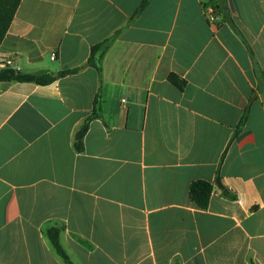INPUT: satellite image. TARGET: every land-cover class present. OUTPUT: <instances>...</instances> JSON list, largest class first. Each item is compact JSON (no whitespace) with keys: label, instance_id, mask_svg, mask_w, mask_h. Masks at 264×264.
Returning <instances> with one entry per match:
<instances>
[{"label":"crops","instance_id":"obj_1","mask_svg":"<svg viewBox=\"0 0 264 264\" xmlns=\"http://www.w3.org/2000/svg\"><path fill=\"white\" fill-rule=\"evenodd\" d=\"M142 2L22 0L0 72L80 70L0 82V264H69L52 228L72 264H264V0Z\"/></svg>","mask_w":264,"mask_h":264},{"label":"trees","instance_id":"obj_2","mask_svg":"<svg viewBox=\"0 0 264 264\" xmlns=\"http://www.w3.org/2000/svg\"><path fill=\"white\" fill-rule=\"evenodd\" d=\"M22 0H0V46L2 45L4 38L6 37L13 20L15 19L16 13L20 7ZM149 0H143L138 13L141 12ZM116 36L97 44L92 47L91 55L87 61V66H92L96 68L100 73L102 72V62L108 50L110 49ZM80 70L71 69L60 71L56 74H49L46 72L40 73H22L12 69H5L0 72V82H22V83H34L37 85H50L54 83L59 78L65 77L70 74H75ZM102 111V97L99 93L94 101V107L91 114L86 118L83 125L76 134V151L81 152L84 149V138L89 130L90 122L94 119L101 117ZM213 184L207 181H197L194 182L190 187V199L199 208L206 209L210 203V199L213 193ZM61 231L58 228H52L48 231V236L57 253L69 264L70 261L65 249L63 248L60 241Z\"/></svg>","mask_w":264,"mask_h":264},{"label":"built area","instance_id":"obj_3","mask_svg":"<svg viewBox=\"0 0 264 264\" xmlns=\"http://www.w3.org/2000/svg\"><path fill=\"white\" fill-rule=\"evenodd\" d=\"M52 59H56V54H52ZM3 64H5L6 67H9L10 65L13 64V60L7 59V60H2Z\"/></svg>","mask_w":264,"mask_h":264},{"label":"water","instance_id":"obj_4","mask_svg":"<svg viewBox=\"0 0 264 264\" xmlns=\"http://www.w3.org/2000/svg\"><path fill=\"white\" fill-rule=\"evenodd\" d=\"M217 183H218V185H219V187H220L221 189H223L226 193H228V190H226V189L224 188V186H223V184L221 183L220 180H217Z\"/></svg>","mask_w":264,"mask_h":264}]
</instances>
